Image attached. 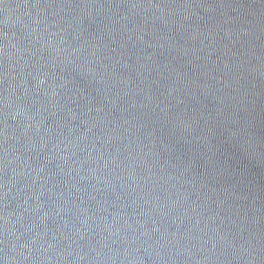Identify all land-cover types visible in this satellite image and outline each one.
Returning a JSON list of instances; mask_svg holds the SVG:
<instances>
[{
    "label": "water",
    "instance_id": "obj_1",
    "mask_svg": "<svg viewBox=\"0 0 264 264\" xmlns=\"http://www.w3.org/2000/svg\"><path fill=\"white\" fill-rule=\"evenodd\" d=\"M0 264H264V0H0Z\"/></svg>",
    "mask_w": 264,
    "mask_h": 264
}]
</instances>
